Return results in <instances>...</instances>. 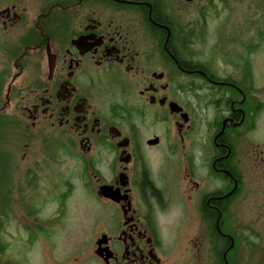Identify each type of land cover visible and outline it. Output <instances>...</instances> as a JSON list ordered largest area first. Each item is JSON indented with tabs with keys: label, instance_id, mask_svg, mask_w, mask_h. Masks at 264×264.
<instances>
[{
	"label": "flooded vegetation",
	"instance_id": "1",
	"mask_svg": "<svg viewBox=\"0 0 264 264\" xmlns=\"http://www.w3.org/2000/svg\"><path fill=\"white\" fill-rule=\"evenodd\" d=\"M12 138L53 264H239L264 204V0H0ZM77 193L93 238L58 256Z\"/></svg>",
	"mask_w": 264,
	"mask_h": 264
},
{
	"label": "rangeland",
	"instance_id": "2",
	"mask_svg": "<svg viewBox=\"0 0 264 264\" xmlns=\"http://www.w3.org/2000/svg\"><path fill=\"white\" fill-rule=\"evenodd\" d=\"M10 139L9 143L4 144L0 140V244L5 243L6 251L0 252V264L2 262H10L15 259L17 250L20 257L26 259L28 264H53V258L50 255H44L47 244L45 238L39 241L40 246L35 243L32 234L34 227V218L31 210L27 208L25 203L16 199L15 193V169L16 148L14 141ZM21 156V154L19 155ZM10 165L9 167L7 166ZM8 168V169H7ZM7 169V172H6ZM12 173L13 179L8 182ZM9 188L8 204L10 206L9 215L7 218L3 215V205L5 202V187ZM13 184V185H12ZM7 188V187H6ZM264 204L249 197L247 206V215L243 221L247 223L248 229L244 233V243L240 245L237 254L242 257L239 264H264ZM97 209L92 206L90 201H86L82 194L77 193L72 201V207L69 214V222L66 229L62 230L61 226L57 228V234L53 236L52 242L56 243L59 248L58 256H63V252L67 248V243H76L79 246L82 243V237L86 235V242L90 243L93 235L88 234L94 220ZM244 215V213H243ZM54 223V222H53ZM57 226V224L55 223ZM199 232L198 235H200ZM197 235V236H198ZM205 241L201 240L204 244ZM38 243V244H39ZM38 246V247H37ZM42 249V251L40 250ZM65 248V249H64ZM59 253V254H58ZM17 256V255H16ZM52 258V259H51Z\"/></svg>",
	"mask_w": 264,
	"mask_h": 264
}]
</instances>
